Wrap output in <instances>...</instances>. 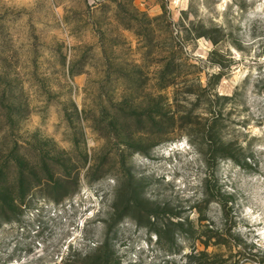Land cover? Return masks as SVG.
<instances>
[{"label": "rangeland", "instance_id": "1", "mask_svg": "<svg viewBox=\"0 0 264 264\" xmlns=\"http://www.w3.org/2000/svg\"><path fill=\"white\" fill-rule=\"evenodd\" d=\"M264 264V0H0V264Z\"/></svg>", "mask_w": 264, "mask_h": 264}, {"label": "trees", "instance_id": "2", "mask_svg": "<svg viewBox=\"0 0 264 264\" xmlns=\"http://www.w3.org/2000/svg\"><path fill=\"white\" fill-rule=\"evenodd\" d=\"M84 264V263H83ZM85 264H96V262H92V263H89V262H87V260H85Z\"/></svg>", "mask_w": 264, "mask_h": 264}]
</instances>
